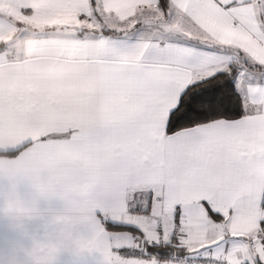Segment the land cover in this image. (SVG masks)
Here are the masks:
<instances>
[{
  "label": "snow or ice",
  "instance_id": "1",
  "mask_svg": "<svg viewBox=\"0 0 264 264\" xmlns=\"http://www.w3.org/2000/svg\"><path fill=\"white\" fill-rule=\"evenodd\" d=\"M0 155L105 264H264V0H0Z\"/></svg>",
  "mask_w": 264,
  "mask_h": 264
},
{
  "label": "clouds",
  "instance_id": "2",
  "mask_svg": "<svg viewBox=\"0 0 264 264\" xmlns=\"http://www.w3.org/2000/svg\"><path fill=\"white\" fill-rule=\"evenodd\" d=\"M0 155V264H59L65 254H90L100 246L89 217L30 170L10 167ZM60 201H65L60 203Z\"/></svg>",
  "mask_w": 264,
  "mask_h": 264
},
{
  "label": "crops",
  "instance_id": "3",
  "mask_svg": "<svg viewBox=\"0 0 264 264\" xmlns=\"http://www.w3.org/2000/svg\"><path fill=\"white\" fill-rule=\"evenodd\" d=\"M7 190V184L3 180H0V195ZM59 264H105L102 254L94 251L85 255H71L65 254L61 257Z\"/></svg>",
  "mask_w": 264,
  "mask_h": 264
}]
</instances>
